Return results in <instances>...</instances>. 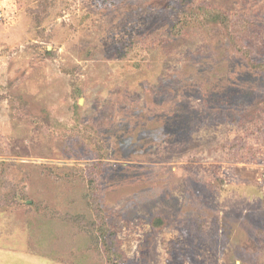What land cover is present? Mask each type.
<instances>
[{
	"label": "rangeland",
	"instance_id": "rangeland-1",
	"mask_svg": "<svg viewBox=\"0 0 264 264\" xmlns=\"http://www.w3.org/2000/svg\"><path fill=\"white\" fill-rule=\"evenodd\" d=\"M113 262L264 264V0H0V264Z\"/></svg>",
	"mask_w": 264,
	"mask_h": 264
},
{
	"label": "trees",
	"instance_id": "trees-1",
	"mask_svg": "<svg viewBox=\"0 0 264 264\" xmlns=\"http://www.w3.org/2000/svg\"><path fill=\"white\" fill-rule=\"evenodd\" d=\"M195 16L196 15H193V13L190 15L187 14V20L184 24L188 26L189 24L194 23L195 21L193 19ZM217 17H221V15L216 16V18ZM224 23L225 24L228 23L227 17L223 19V24ZM11 197L14 199L16 203H18V198L16 194H14ZM21 198L24 200L27 199V197L25 196H21ZM94 199L95 198L93 197L92 198L93 202H94ZM92 206L96 209L97 212H100L98 213V215L96 214V218H97L96 220H90L84 215L72 216L70 214L66 215L65 217L63 216V219L71 224H74V225L76 224L80 226V228L83 230H86V232L90 235L93 242L98 243V244L105 243V245H107L108 240L106 239V236L108 233V226H107L105 217L99 205L92 204ZM109 250H110V247H109ZM113 264H126V263L113 262Z\"/></svg>",
	"mask_w": 264,
	"mask_h": 264
}]
</instances>
